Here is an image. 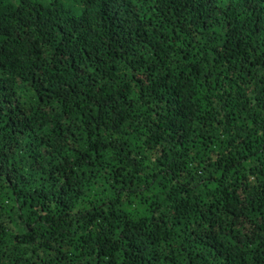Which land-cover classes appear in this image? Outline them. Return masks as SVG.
Here are the masks:
<instances>
[{
	"label": "trees",
	"instance_id": "1",
	"mask_svg": "<svg viewBox=\"0 0 264 264\" xmlns=\"http://www.w3.org/2000/svg\"><path fill=\"white\" fill-rule=\"evenodd\" d=\"M0 264H264V0H0Z\"/></svg>",
	"mask_w": 264,
	"mask_h": 264
}]
</instances>
